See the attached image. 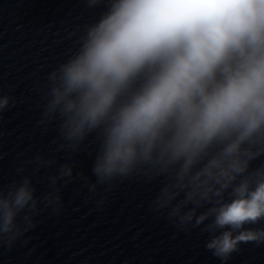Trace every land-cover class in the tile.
<instances>
[{
	"label": "clouds",
	"instance_id": "9594fccd",
	"mask_svg": "<svg viewBox=\"0 0 264 264\" xmlns=\"http://www.w3.org/2000/svg\"><path fill=\"white\" fill-rule=\"evenodd\" d=\"M101 2L86 0L89 8ZM107 3L38 85L39 124L55 123L58 137L27 164L32 175L53 171L39 196L32 175L0 190V242L35 228L41 205L62 211V187L82 175L73 156L95 134L86 199L117 180L163 177L154 211L186 230L205 221L209 233L230 229L206 244L214 256L264 243V229H244L264 220V166L250 170L264 156V0ZM15 103L0 95V113Z\"/></svg>",
	"mask_w": 264,
	"mask_h": 264
}]
</instances>
